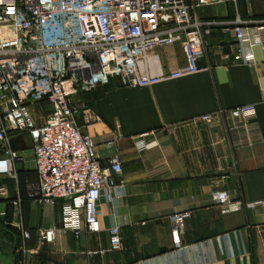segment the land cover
Here are the masks:
<instances>
[{"label": "crops", "instance_id": "obj_1", "mask_svg": "<svg viewBox=\"0 0 264 264\" xmlns=\"http://www.w3.org/2000/svg\"><path fill=\"white\" fill-rule=\"evenodd\" d=\"M263 8L264 0H239L236 5L215 3L197 13L208 22H227L236 16L256 21ZM203 39L205 52L194 75L146 88L127 87L116 76L76 98L94 117L87 125L84 116H78L84 133L118 136L113 144L97 149L102 167L116 156L121 161V174L114 177L116 188L101 193L98 233L82 229L77 237L57 233L52 244L41 242L40 230L61 227V205L28 199L27 185L37 182L32 141L26 134L11 135L10 148L22 158L15 166L16 180L8 177L14 183L8 200L0 199V215L5 217L0 224V253L11 264L32 262L22 257L23 245L28 250L44 245L51 252L54 261L40 264H264V211L244 206L264 200V41L253 47L251 63L234 64L236 41L228 26L206 27ZM154 57L165 73L184 64L179 44L157 48L143 67ZM245 105L254 106L263 140L236 149L228 134V112ZM49 111L45 101L30 105L36 125ZM219 111L222 115L213 123L192 122ZM145 134L151 144L139 152L134 143ZM217 189L227 191L232 203L241 206L215 204L211 193ZM15 201L19 203L14 205ZM33 210H40L41 221L48 220L45 226L30 214ZM183 212L190 214L175 237L170 217ZM19 225L29 232L27 241ZM113 226L120 228L121 250L116 252L109 251Z\"/></svg>", "mask_w": 264, "mask_h": 264}, {"label": "built area", "instance_id": "obj_2", "mask_svg": "<svg viewBox=\"0 0 264 264\" xmlns=\"http://www.w3.org/2000/svg\"><path fill=\"white\" fill-rule=\"evenodd\" d=\"M238 1L0 0V177L16 180L15 166L22 158L10 148L11 135H28L37 182L27 185V197L41 205H61V227L40 230L41 242L52 244L57 233L77 237L82 229L98 233L101 193L116 188L114 177L121 174L119 157L102 167L97 152L100 145L113 144L118 136L84 133L77 124L78 116L82 114L87 125L94 117L76 98L107 85L116 76L122 77L127 87L146 88L198 73V60L205 52L203 32L212 25L229 27L236 41L234 64L251 63L253 47L264 41V8L256 21L236 16L227 22H208L197 13L215 3L236 5ZM176 44L184 56L182 67L165 73L156 64L157 57L143 67L157 48ZM41 101L48 103L50 111L42 124L36 125L30 105ZM221 115L219 111L192 122L210 124ZM228 122L234 148L262 142L254 106L230 110ZM146 137L135 140L137 151L149 148ZM6 194L5 187H0V196ZM211 199L218 205L241 206L240 202L233 204L230 194L220 189L211 193ZM244 206L264 211V200ZM189 214L170 217L173 236L178 237ZM18 228L27 241L29 232L20 225ZM120 250V228L113 226L109 229V251ZM21 251L24 255L33 252L26 247Z\"/></svg>", "mask_w": 264, "mask_h": 264}, {"label": "rangeland", "instance_id": "obj_3", "mask_svg": "<svg viewBox=\"0 0 264 264\" xmlns=\"http://www.w3.org/2000/svg\"><path fill=\"white\" fill-rule=\"evenodd\" d=\"M239 5L241 6V3ZM251 6H252V8H255V2L254 1H251ZM26 155L30 156L29 153L26 154ZM28 159H30V157H28ZM19 185H21L20 182H19ZM2 186L5 187V189L7 191V194L9 193V195H10V192H11L13 186H14V183L11 182L8 177H0V187H2ZM1 198H3V197L0 196V199ZM7 198H8V196H5V198H3V199L6 200ZM30 214L34 215L35 218H37V222H38V224L40 226H45V224L48 223L47 219H44L42 221L40 220V210H38V211H36V210L30 211ZM13 233L15 234V236L18 237V233H16V232H13ZM21 236H22V234H21ZM22 247H24V245ZM32 251L33 252L31 253V255L26 254V260L28 258H31L32 259L31 261L33 262V264H40V263H43V262H45V263L47 262L48 263V262L54 261V256L51 255V252L48 249H46V247L44 245L43 246L41 245L40 249H34L33 248ZM21 255L23 257V255H24L23 252H21ZM28 256H30V257H28ZM0 264H11V260H10V258H7L6 256H3L0 253Z\"/></svg>", "mask_w": 264, "mask_h": 264}, {"label": "water", "instance_id": "obj_4", "mask_svg": "<svg viewBox=\"0 0 264 264\" xmlns=\"http://www.w3.org/2000/svg\"><path fill=\"white\" fill-rule=\"evenodd\" d=\"M5 223V217L4 215H0V224H4Z\"/></svg>", "mask_w": 264, "mask_h": 264}]
</instances>
